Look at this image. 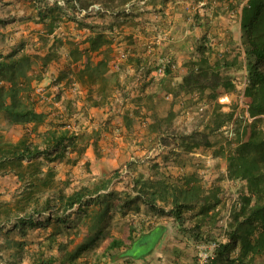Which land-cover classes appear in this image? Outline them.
I'll return each mask as SVG.
<instances>
[{
  "label": "rangeland",
  "instance_id": "rangeland-1",
  "mask_svg": "<svg viewBox=\"0 0 264 264\" xmlns=\"http://www.w3.org/2000/svg\"><path fill=\"white\" fill-rule=\"evenodd\" d=\"M175 1L177 0H94L92 4L88 5V7L84 9L81 8L78 0H52V2H50L51 4L57 2V4L63 9V18L61 17L56 23L50 36L51 40L49 43H53L54 39L57 37H70L72 39L75 38L76 40H81L83 38L84 34L75 35L76 31L80 30L74 26L75 23L70 21L68 25L64 26V20L77 17L84 21L85 17H87L86 15H88L87 20L92 21L93 25L99 28L107 29L111 21L109 14L112 12L119 14V18L122 20L121 23H127V21L131 20L132 17L144 14V17L141 18V20L138 22V25L140 26V31H142V34L145 37H148L151 36L150 34L152 32L146 30V28L150 27L151 24L150 18H147L149 17L147 10L150 11V15L152 17L154 14L156 18H158V16L161 15L160 13L168 7L173 9L176 6L181 5L183 11H185V20L187 22L189 21L187 31L195 29V31L198 33H201V31L202 33H206L207 31L210 32V36L205 37L204 41H202L203 38L200 37L202 44L207 46L208 44H211V46H213L217 51L218 55L225 53L224 50L226 46L228 47L226 52L229 51L230 54L239 53L238 66L223 72L224 75L230 77L233 80L235 88L231 91H224L220 93L217 95L216 99H212L208 91L204 92L203 94L193 93L175 96V92L177 91L176 88L178 86L176 80L174 81L165 77L168 74V71L173 72L176 70V73H178L180 66H178L177 62L168 54L162 55L158 61H154L157 62V64H154L153 66L149 65L148 69L143 66V71L145 72L150 71V67L152 68L150 71V73H152L150 80L151 86L156 91H160L159 95L162 98H164L163 96L169 94L171 99H174L175 102V117L171 123V126L163 124L160 128L161 130L157 133L155 138V142H157V144L166 143L169 148L167 147L168 149L164 151V154L160 155L161 164L157 163L158 167H156V169L150 168L151 171L149 172L154 174V179H161L171 183H176L178 181L180 182V177L184 179L185 175L194 173L195 177L200 180L201 184L206 190L211 188L213 189V187H219L218 197L220 199V203L217 205L216 209V221L214 224H212V228L208 229L205 227V236L201 240H194L195 243L192 245L193 248L190 247L192 250L190 257L194 262L196 259V251L194 246L197 242H201L204 239L220 241L222 235L227 233V231L225 232L224 226H226L228 229L230 213L236 205L238 191L241 188V186H238L237 184L240 181L235 180L228 182L224 177V173H226L225 156L233 153L237 146V141L235 139V129L238 125L253 121V119H248L246 108L244 106L245 104L241 97L242 88L246 84V70L245 55L240 44L239 37L240 30L238 27V10H241V7L246 2V0H178L181 1V4H176ZM0 2V15L4 14L3 9L6 7H10V9L13 7V10H16L20 3H27L26 9L28 10V8L30 9L31 4L34 5V0H0ZM170 11L171 10H169V12ZM3 17V19L8 22V17ZM218 21H220V24ZM16 24L14 25L17 26ZM5 25V23L3 25L0 23V54H6L15 46L18 47L19 45H23V52L32 56L34 53L33 46L36 45V43L40 45L42 44V42L39 40L40 34L38 36L34 35L22 37L21 34L14 32V30H8L15 26L7 25L8 29L6 30V28H4ZM216 29H220V31L218 32ZM65 33L69 34L65 36ZM156 39L157 36L153 38V41ZM68 41L72 40L70 39ZM127 43L131 44L132 42L128 40ZM192 43L193 41L191 42V45ZM220 43L221 46H218ZM217 46L220 47L221 50H219ZM185 50L186 47H183V51ZM128 56V51H121L117 56H115L112 67L117 68L122 62L127 61ZM192 58L195 59L193 56ZM193 59H189L181 66H185L187 69L188 63ZM163 61L168 62L166 74L163 77H158L155 75V70L162 64ZM38 63L42 65L40 61ZM46 66L47 65H42V70ZM139 71H142V69ZM65 72L66 74L62 73L63 79H66L69 75L68 71ZM29 74L33 75L32 72ZM60 84V80L56 78L55 80L52 79L50 84H44L35 80L32 82V89H36L37 86L47 87L48 93L42 100L41 98H36L34 96L35 107L37 106V110L47 114L48 117L51 116L49 119L59 120L60 123L57 122V126L61 127V125H63L64 127L66 126V129L68 128L70 130L69 135L72 137V139H70L68 143L69 147L67 148L64 155L60 157V159L63 158L65 163L68 164L69 176L67 180H50L49 187L43 188L42 190L35 189L34 191L31 189L24 190V188H22L23 183L17 180L18 177L15 172L17 169H15L13 172V175L16 176L18 183L14 184V180L11 178L8 180L0 179L2 182V184H0V264H30L29 256L31 253L39 249L46 252L49 251V253H56L55 249L53 248H55L56 243L59 242L51 241V236L49 234L57 230L58 233H55L54 235L59 234V238L61 239L60 236H63V233L66 232L68 224L72 225L73 228L75 226L76 230L74 231H78V235L76 236L77 238L83 234L81 227H79L81 225L84 227L83 230L85 229L84 233H95L96 231L94 232L93 230H90V227L95 222L96 216L94 213H96V208L99 209L101 206H105L106 208L108 205L112 209L105 216V220L108 222L110 227L108 228L109 230H106L109 232L119 234L123 233L124 235L129 231L130 227L133 226L136 229L134 233L137 235L138 233H141L139 229H142V227L147 225L150 221H153L154 223L158 221H167L176 225L174 220L168 219V216H157L153 214L142 203L139 204V211L135 210L132 206L126 207V215L121 213V209L115 210L116 207H113L115 206L114 204H116V201L119 199V197L121 199L125 198L123 193L130 189V183H132L134 179L132 176L133 173L139 171L144 177H146V172L149 170L147 161L151 160L153 155L159 151L158 149L155 148L154 153L148 156L147 152L141 155L139 154L141 153V150H136L134 147L128 148L126 152H131V154H127V156L124 155V159L120 158L118 162L122 159L123 160L112 166L111 178L105 180L91 179L90 174L93 173V170L95 169L93 165L87 162L79 165L76 164L77 159L72 158V156L74 153V155H76L80 154L81 152V148H77L76 143L79 139H82L85 136L89 137V134L86 132V129L81 132V125L76 126L73 125V122H70L72 120H70L69 113L72 112V108L69 107V104H65L67 101H73L71 97L66 98V96L71 95L70 89L72 88V90L75 91H77V89L71 85L67 90V86L64 85L62 88ZM163 101L165 100L163 99ZM163 101L161 100V102ZM166 108V103L165 106L160 104L159 113L164 114L165 111H167ZM3 115L4 113H1L0 116V141L17 142L22 137L27 136L29 141L34 142L37 137H32L34 132L31 126H28V129L26 128L27 130H24V128L21 126H9L7 124L5 115ZM217 125H220V127H218L219 129L217 128ZM211 129H215L214 133H212L209 137L212 143V148H198L185 157H179L178 162H176V155L172 149L177 150L178 148L174 144L176 142L173 140V137L169 136L170 134H183L184 132L188 133L190 131L210 132ZM144 141H146V139ZM221 151H224V157L217 155L221 153ZM146 156H148L149 159H146ZM162 160H164L163 163ZM23 165L25 166L26 162H23ZM64 167L65 166H58V171L62 173L64 171ZM180 167L183 169H180ZM107 180L110 181L107 189L98 192L102 194L110 190L115 192V195L110 197L108 200L107 205L105 202L100 205L99 201L104 198L99 197L97 199L95 198L96 195L94 194L92 196H87V198L84 199V201H88L89 203L87 206L83 207L82 210L78 211L75 208H71L64 210L62 213V208L58 205L56 200L59 194L58 191L60 189L63 191V193L70 194L82 186H87L89 189H93L96 184L103 183ZM26 193H31L33 198H37L39 205L36 203L34 204L33 202L27 204L25 201L27 197L25 195ZM46 199H52L50 203V209L47 211L43 209L40 210L42 203H44ZM158 205L159 207L164 206V204L161 202H158ZM164 208L168 209V206H164ZM196 211L197 209H194L185 213L184 226L181 230L178 229L180 238H176L175 241H172L174 243H169L172 245L174 244V246L169 244L167 245L166 243L165 247H169V252H172L174 255H176L174 257H180L182 253H186V248L188 247H186V245L182 242V239L186 235L191 236V227L194 225V214ZM48 213H51L52 221L49 219L47 220ZM64 216L66 218H62ZM30 217L35 218L34 222H36V225L33 227L29 222ZM63 219H65V222H62ZM150 225L151 224L149 223V226ZM19 226L20 229H16V227ZM55 226H58L57 229ZM74 231L71 235L75 236ZM172 234L173 231L168 235ZM72 239H75V237ZM14 241H21L24 246L22 248L14 247ZM49 243H52L53 248H48ZM75 244L76 243L74 242L69 243L67 244L66 248L68 250L73 249ZM105 246L106 244L103 243V241L98 240L97 242H94L90 250L85 252L80 257V259H78L79 264L96 263L98 261L97 256L101 254V251L104 250ZM170 247H175L174 251H172V249L170 250ZM112 252L116 253L118 252V249ZM20 258L22 259L19 261L18 259ZM176 263L185 264L181 260L180 262ZM255 264H264V258L257 259Z\"/></svg>",
  "mask_w": 264,
  "mask_h": 264
},
{
  "label": "trees",
  "instance_id": "trees-1",
  "mask_svg": "<svg viewBox=\"0 0 264 264\" xmlns=\"http://www.w3.org/2000/svg\"><path fill=\"white\" fill-rule=\"evenodd\" d=\"M93 1L78 0L81 8L84 9ZM42 2V0H34V6L38 8L37 20L42 23L44 29V33L39 35V40L46 48L56 23L62 17L63 9L57 2L50 5ZM73 20L78 28H91L83 20ZM6 22L4 19L0 20L2 25ZM68 40L55 38L53 43L48 45V52L44 55L37 52L32 56L28 55L23 52V45L15 46L6 54H0V113H4L9 126L31 125L32 130L35 131L38 126L44 123L46 115L35 110V97L32 89V82L40 80L41 76L39 73L36 75L29 73L34 63L40 61L45 66L52 58L57 57L60 47L68 46V56L71 62L76 63L83 60V67L78 72L80 77L84 75H88L89 78L102 76L106 64L102 60L93 66L90 52L99 50L110 41L103 34L97 33L88 37V47L81 49L73 41ZM240 44L245 55L246 70L243 102L253 121L237 126L235 129L236 149L233 153L225 156L228 180L243 181L245 185L239 189L236 205L230 213L226 233L228 241L221 243L216 251L215 259L218 257L224 262L223 264H255L257 259L264 258V0H246L242 5L240 10ZM197 52L195 59L188 63L187 72L181 83L178 84L175 96L203 94L208 91L210 97L216 99L220 93L233 90L235 88L233 80L223 72L238 66L239 53L230 54L225 51L224 54L218 55L211 44L200 45ZM93 104L96 102L94 101ZM174 117V102L171 101V107L164 116L154 113L153 122L150 125L151 130L159 132L163 124L171 126ZM218 127L220 125H217ZM61 128H49L38 134L42 137V143L46 144L44 148H41L40 144L29 141L27 136L17 142L0 141V174L5 175V170L8 169L13 171L17 169L15 171L17 180L23 183L24 190L34 191L49 187L53 172L47 170L46 173H42L39 164L35 163L24 166L23 160L46 156L52 157L51 160L54 161L62 157L69 147L68 143L72 137L69 135L68 129L63 125ZM214 131L215 129H211V133L190 131L183 134H170L169 136L173 137L176 142L174 144L178 148L177 150L172 149L176 155V162L179 157H185L198 148H212L209 137ZM223 154L224 151H221L217 155L224 157ZM109 182L107 180L96 184L93 189L82 186L70 194H65L60 189L56 200L62 208V213L71 208L82 210L89 203L84 199L94 194L97 199L104 198L99 201L100 205L104 202L107 205L108 200L115 195V192L111 190L103 194L98 192L106 190ZM132 183H134L133 186L123 193L125 198L119 197L113 206L119 207L123 215L127 214L126 207L132 206L139 211V204L142 203L157 216L165 215L173 218L181 230L184 226L185 213L197 209L194 214V225L191 227V237L194 240H201L205 236V227L212 228V224L216 221V209L220 203L219 187L206 190L194 173L184 177L181 183H171L161 179H142V177L133 179ZM25 195L27 204L33 202L39 205L38 199L33 198L31 193ZM51 201L52 199H46L40 210H49ZM158 202L168 206V209H165L164 206L159 207ZM110 208L107 205V209L104 211L94 213L96 224L106 216ZM34 219L33 217L29 218L32 227L36 225ZM48 219H52L51 213H48ZM63 221L65 222V219ZM95 223L90 227V230L95 229ZM148 227L150 228V226ZM74 229L75 226L66 228L63 236L71 234ZM149 230H151L149 234L133 240L132 234L136 229L131 226L125 238L113 237L101 256L111 254L116 249H122V254L137 259L142 252H151L157 244L156 240L165 229L162 225H157ZM74 234L77 236L78 231H74ZM53 240L54 238L51 237V241ZM203 241L208 240L204 239ZM72 242L74 239L56 243L55 248L52 247V243H49L48 248L52 247L57 253H49V251L41 249L34 251L29 256L30 264H79L78 259L90 250L95 239L87 236L83 241L76 243L73 249L68 250L67 244ZM14 244L13 246L17 248L24 246L21 241H14Z\"/></svg>",
  "mask_w": 264,
  "mask_h": 264
},
{
  "label": "crops",
  "instance_id": "crops-1",
  "mask_svg": "<svg viewBox=\"0 0 264 264\" xmlns=\"http://www.w3.org/2000/svg\"><path fill=\"white\" fill-rule=\"evenodd\" d=\"M42 1V3H48L49 5L51 4L50 2H52V0ZM175 3L181 4V1L177 0ZM32 5L33 4H31L30 9L28 8V10L26 9L27 3H20L16 10H13V7H11V9L10 7L3 9L4 14L0 15V20H3V16L8 17V22H6L4 28L7 30V25L15 26L14 24L17 23V26L8 30H14V32L21 34L22 37L34 35L38 36L39 34H42L43 25L37 20L38 8ZM169 10H171V14ZM238 11V27L240 30V10ZM147 13L149 14V17L147 18H150L151 24L150 27L146 28V30L152 32L150 34L151 36L148 37H145L142 34V31H140V26L138 25V22L144 17V14H140L141 16L139 15L132 17V19L127 21V23H121L122 20L119 18V14L112 12L109 14L111 21L107 29L99 28L93 25L92 21L87 20L88 15H86L87 17H85L84 22L88 23L91 28H78L76 22L73 19L78 21L81 20V18L73 17L69 20H64V26L68 25L70 21H72L75 23L74 26L80 29L76 31L75 35L84 34V36L81 40H76L75 38L72 39L70 37H65L63 39H71L75 45L81 49L88 47L87 38L96 35L97 33L103 34L106 39L110 41L108 44H104L99 50L90 52L93 66L102 60L106 64L101 77L89 78L88 75L80 77L78 72L83 67V60H79L76 63L71 62L68 56V46H62L58 50L57 57L52 58V60L48 62L47 66L43 70L41 67L42 65L38 62L32 65V74L36 75L39 73L41 76V79L37 81L44 84H50L52 79L55 80L56 78L60 80L61 87L65 85L67 86L68 90L72 85V87L74 86L77 89V91L72 90V88L70 89L71 95L66 96V98L71 97L73 101H67L65 104H69V107L72 108V112L69 113L70 120H72L70 122H73V125L76 126L81 125V132L86 129L89 137L85 136L78 140L76 145L77 148H81V152L80 154L76 155H74L75 153L73 152L74 154L72 158L77 159L76 164L78 165L87 162L94 166L95 169L93 170V173L90 174L92 180H105L111 178L112 166L121 162L124 159V155L127 156V154H131V152H126V150L130 147H134L136 150H141V153H139L141 155L147 152L148 156L154 153L155 148L160 151L153 155V157L158 156L157 158L152 157L150 161H147L149 170L146 172V177H144L139 171L133 173L132 175L134 179H139L140 177H142V179H154V174L149 171H151V169H156V167H158L157 163L161 164L160 155L164 154V151L169 147L166 144H157V142H155L158 132H154L150 128V125L153 122L152 116L154 113H157L159 116H164L167 111H165L164 114H160L159 105L162 104L165 106L166 103V110H168L171 107V101L174 102V99H171L169 94L163 96L164 98L159 95L160 91H156L151 86L150 80L152 73H150V71L152 68L150 67V71L145 72L143 71V66L148 69L149 65L153 66L154 64H157V62L154 61H158L162 55H170L180 67L178 73H176V70L173 72H168L165 78H169L174 81L176 80L178 85L181 83L183 76L187 72L186 67L181 65L187 62L189 59H193L192 56L195 58L198 54L197 48L202 45V41L205 40V37L210 36V32L208 31L206 33H202V31L201 33H198L195 31V29L187 31L189 21L187 22L185 20V11H183L181 5H178L173 9L168 7L160 13L161 15L158 16V18H156L154 14L152 17L150 15V11L148 10ZM218 23L220 24V21H218ZM216 31L219 32L220 29H216ZM68 34L65 33V36ZM156 36L157 39L153 41V38ZM200 37L203 38L202 41H200ZM128 40L132 43L128 44ZM192 41L193 43L191 45ZM48 45L46 48H44L42 44L40 45L36 43V45L33 46L34 53L37 52L42 55L46 54L48 52ZM218 46H221V43ZM183 47H186L185 51H183ZM218 49L221 50L220 47H218ZM124 50L128 51L129 56L127 61L122 62L117 68L112 67L115 56ZM226 50H228L227 46L224 51ZM140 69H142V71H139ZM65 71H68L69 75L66 79H63L62 73ZM163 99L165 101H163ZM161 100L163 102H161ZM94 101L96 104H93ZM60 102L62 103L61 100ZM37 108L38 107L36 106L35 110L41 112L40 110H37ZM45 115L46 118L44 123L38 126L37 130L33 131L34 134L32 136L37 137L34 142L40 144L41 148H44L46 144L42 143V137L38 135L39 133H43L49 128L54 129L55 127H58L62 129L60 126L56 125L57 122L60 123L59 120L49 119L51 116L48 117L47 114ZM28 126L31 125L21 127L24 128V130H27ZM64 128H66V126ZM145 139L146 141H144ZM148 156H146V159H149ZM120 158L123 159L118 162ZM51 159L53 158L40 156L35 159H24L23 162H26V165L30 163L39 164L42 173H46L47 170L53 172V175L50 177L51 180H67L69 174L68 164L65 163V160H63V158H57L56 160L52 161ZM163 161L164 160H162V163ZM58 166H65L66 168L64 167V171L60 173L58 171ZM181 167L180 169H183ZM13 172L14 171L11 169L6 170L5 175L0 174V179L8 180L11 178L14 180V184H16L17 178L15 175H13ZM186 176L187 175H185V177ZM224 177L228 182H232L228 180L227 173H224ZM182 179L183 178L180 177V183L182 182ZM0 184H2L1 181ZM130 184L131 185L129 188H131L134 183ZM237 184L238 186L243 187L245 182L240 181ZM105 209H107V207L105 208V206H101L99 209L96 208L95 212L104 211ZM117 209L119 210L120 208L117 207L115 210ZM111 210L112 209L110 208L109 212ZM105 219L106 217L104 216L98 224L94 222L96 224V227L93 230L94 232L96 231L95 233H84V227H82V225L79 226L81 227L83 234L78 238L74 235H71V233L60 236V239L59 234L54 235L55 233H58L57 230L50 233L49 235L54 238L53 241L56 242H62L63 240L67 242L69 239L71 240L75 237L74 243L81 242L87 236H89L90 238L95 239V242L100 240L106 245L113 237H126L129 231L124 235L123 233L119 234L107 231L106 229L110 227ZM168 219L173 220L171 217ZM50 221H52V219H50ZM149 223L151 224L150 228L148 227ZM149 223L142 227V229L140 228L141 230L139 229L141 233H138L137 235L133 233L132 238L133 240H137L141 236L149 234V232H151V230H149L151 227L154 228L157 225H162L165 231L162 232V235L158 237L155 242L157 244L151 252H142L138 258L135 259L122 254V249L118 250L116 253L111 252V254H106L105 256H101L103 252L102 250L101 254L97 256L98 261L96 263L94 262L93 264H177L176 262H180V260L185 264H198L196 259L193 262L192 258L190 257V253L192 251L190 247L193 248L192 245L195 243L194 239L190 235H186L182 239V242L188 248H186V253H182L180 257H174L176 255H174L172 252H169V247H165L166 243L168 245L170 242L175 241L176 238H180V235L178 234V224L175 223L177 225L176 226L174 223H169L167 221H158L156 223L150 221ZM57 224L60 225L59 223ZM57 227L58 226H55L56 229ZM69 227L71 228L73 226L68 224L67 228ZM16 229H20V226L16 227ZM172 231L173 234L168 235ZM220 241L221 243H227L228 240L226 238V234L222 235ZM172 246H174V244ZM174 248L170 247V250L172 249V251H174ZM223 263L224 262L217 257V259H215L210 264Z\"/></svg>",
  "mask_w": 264,
  "mask_h": 264
},
{
  "label": "built area",
  "instance_id": "built-area-1",
  "mask_svg": "<svg viewBox=\"0 0 264 264\" xmlns=\"http://www.w3.org/2000/svg\"><path fill=\"white\" fill-rule=\"evenodd\" d=\"M168 62L163 61L162 64L155 70V75L158 77H163L166 74V70L168 67ZM245 86V85H244ZM244 86L242 88L241 97L243 99L244 93ZM47 87L37 86L36 89L33 90V95L36 98H41V100L47 95ZM246 108L247 117L249 120L253 119L249 116L247 111V106L244 105ZM225 232L227 231V227L224 226ZM227 238V235H226ZM228 240V238H227ZM221 241L217 240H208V241H201L195 244V251H196V260L198 264H210L216 258V251L219 248Z\"/></svg>",
  "mask_w": 264,
  "mask_h": 264
}]
</instances>
